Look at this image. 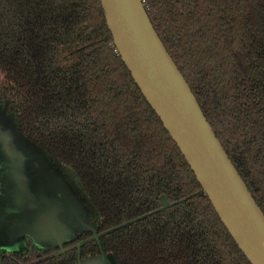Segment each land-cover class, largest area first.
<instances>
[{
  "label": "trees",
  "instance_id": "16d2710c",
  "mask_svg": "<svg viewBox=\"0 0 264 264\" xmlns=\"http://www.w3.org/2000/svg\"><path fill=\"white\" fill-rule=\"evenodd\" d=\"M142 1L264 215V0ZM5 102L77 180L96 234L140 219L99 239L119 264H250L122 63L100 0H0ZM162 198L172 206L157 212ZM99 245L80 252L98 256ZM26 254L0 251V264H32L18 259ZM66 257L35 264L75 254Z\"/></svg>",
  "mask_w": 264,
  "mask_h": 264
},
{
  "label": "water",
  "instance_id": "95a60500",
  "mask_svg": "<svg viewBox=\"0 0 264 264\" xmlns=\"http://www.w3.org/2000/svg\"><path fill=\"white\" fill-rule=\"evenodd\" d=\"M113 45L143 98L183 156L220 222L250 264H264V215L204 117L189 85L157 35L142 0H100ZM157 211L172 205L165 198ZM96 213L71 172L18 129L8 102L0 104V251L59 248L95 232ZM76 264H119L99 255Z\"/></svg>",
  "mask_w": 264,
  "mask_h": 264
},
{
  "label": "flooded vegetation",
  "instance_id": "af4514ba",
  "mask_svg": "<svg viewBox=\"0 0 264 264\" xmlns=\"http://www.w3.org/2000/svg\"><path fill=\"white\" fill-rule=\"evenodd\" d=\"M91 237H92V235L90 236V238ZM79 243H80L79 241H74V242L71 241V242H68V243L64 244L62 246V249L54 248V249H50L47 252L46 251L45 252L44 251L42 252V251H36L34 248H32L31 247L30 240L29 239H26V247H27V250L26 251H27V254L24 255V256H22V257L21 256H18L19 257L18 259H21V260L28 259V260H30V262H32V264H35L36 263V258H41L42 259V257L47 256L48 254H49L50 258H56V257H60V256H64L65 258H67L66 255L74 253L75 254V257H74L73 260L70 259V260L67 261L65 259V261L64 260H61L59 262H54L53 264H75L78 260L79 261H83V260H86L88 258H91V257H93L95 255V254H87V255H85L83 253L81 254V252H80V249L81 248L80 247L82 245H80L79 249L74 248L72 250L63 251L62 253L57 254L61 250H66V249H68V248H70V247H72L74 245L79 244ZM36 255H38V256L36 257ZM73 262H75V263H73Z\"/></svg>",
  "mask_w": 264,
  "mask_h": 264
}]
</instances>
